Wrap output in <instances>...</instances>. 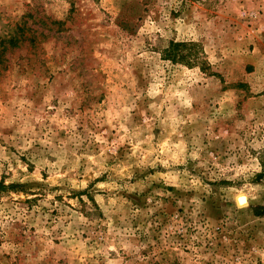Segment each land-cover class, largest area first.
Masks as SVG:
<instances>
[{
    "label": "rangeland",
    "instance_id": "374dc122",
    "mask_svg": "<svg viewBox=\"0 0 264 264\" xmlns=\"http://www.w3.org/2000/svg\"><path fill=\"white\" fill-rule=\"evenodd\" d=\"M0 182V264H264V0H0Z\"/></svg>",
    "mask_w": 264,
    "mask_h": 264
},
{
    "label": "trees",
    "instance_id": "16d2710c",
    "mask_svg": "<svg viewBox=\"0 0 264 264\" xmlns=\"http://www.w3.org/2000/svg\"><path fill=\"white\" fill-rule=\"evenodd\" d=\"M181 46V44L177 43V42H170L168 47L163 49V56L165 58H169L172 61H184L186 60V55H183L182 53H180L179 51H177V48ZM194 60V59H192ZM196 61V59H195ZM6 188V186L0 182V190H4Z\"/></svg>",
    "mask_w": 264,
    "mask_h": 264
}]
</instances>
